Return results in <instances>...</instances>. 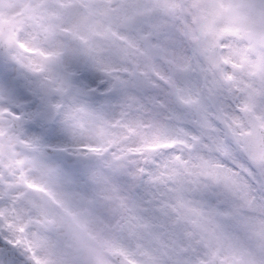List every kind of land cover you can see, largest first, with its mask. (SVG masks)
<instances>
[{
  "label": "rangeland",
  "instance_id": "374dc122",
  "mask_svg": "<svg viewBox=\"0 0 264 264\" xmlns=\"http://www.w3.org/2000/svg\"><path fill=\"white\" fill-rule=\"evenodd\" d=\"M76 1L80 0H4L3 4L7 16L24 11L21 18L30 20L31 31L34 28L48 33L49 29L58 30L69 22L72 30L78 33L83 30H78L80 22L73 20L82 15L75 5L72 8ZM106 1L107 5L115 2ZM93 2L97 0L90 3ZM57 4L60 10L56 12ZM118 5L133 17L130 27L135 34L130 43L119 45L116 42L114 33L118 25L113 23L114 29H103L106 41L104 54L100 55V48L92 37L100 39L103 30L98 27L102 26L92 24L93 34L86 35L88 47H93L91 52L86 49L88 68L94 72L95 80L99 75L105 80L100 96L88 102L73 103L68 122L40 127L41 132L33 131L35 137L51 133L50 140L41 142V146L63 147L79 155L67 168H60L47 158L55 169L51 184L58 198L64 200L74 215L41 201L37 203L46 209L47 216L26 201L13 207L10 202L0 200V239L5 232L11 237L16 228L26 226L24 243L30 244L37 257L52 264H94L97 260L99 264H111L105 254L114 251L136 264H173L174 250L193 245L187 242L191 240L189 236L194 225L184 218L173 199L175 193L170 189L175 185L168 179L167 165L177 157L181 163L192 162L197 155L215 158V154L204 147V141L193 139L202 135L196 123L198 78L177 68L173 80L176 87L185 89L177 95L172 88L173 80L168 79L170 75L163 65L164 60L157 58L156 69L147 85L143 88L134 85L129 77L130 70L142 71L143 45L146 39L159 42L153 26L162 17L155 10V0H123ZM89 21L85 17L86 29ZM107 24H111L110 21ZM17 37L20 36L16 33ZM26 37L29 36H23ZM13 56L17 58L14 59L15 68L9 71L16 73V64L22 60L14 50L11 58ZM22 77L26 80L15 77L22 87L12 85L10 88L0 77V119L6 117L5 109L21 113L19 105L33 115L38 111L39 97L45 95L49 87L59 90L51 78L47 84L43 83L45 89L38 88V83H42L32 77ZM130 90L131 96L126 95ZM59 91L63 93L64 88ZM61 93L58 97H63ZM157 123L168 128L177 141L176 147L170 154L162 150L137 152ZM93 148L100 150V155L91 152ZM101 155L104 161L98 165ZM188 198L200 199L198 196ZM222 199L214 198L213 206ZM53 218L55 223H49ZM9 224L13 227L9 228ZM185 233L188 235L182 237ZM16 250L19 252V248Z\"/></svg>",
  "mask_w": 264,
  "mask_h": 264
},
{
  "label": "snow or ice",
  "instance_id": "6c2138e0",
  "mask_svg": "<svg viewBox=\"0 0 264 264\" xmlns=\"http://www.w3.org/2000/svg\"><path fill=\"white\" fill-rule=\"evenodd\" d=\"M155 10L162 17L153 26L159 42L146 39L143 45L144 80H150L157 58L198 78L196 123L202 135L193 139L215 154L182 163L177 157L167 165L173 199L199 236L195 245L173 251V264H264V0H155ZM172 88L177 95L185 91L174 80ZM4 113L11 119L0 129V200L13 207L26 201L45 216L37 201L69 211L51 184L55 169L40 141L25 138L27 121L10 110ZM176 143L157 123L136 151L171 150ZM18 144L29 152L19 151ZM25 233L26 226L11 237L5 232L0 264H18L11 250L21 246L31 264H52L24 243Z\"/></svg>",
  "mask_w": 264,
  "mask_h": 264
},
{
  "label": "bare ground",
  "instance_id": "6f19581e",
  "mask_svg": "<svg viewBox=\"0 0 264 264\" xmlns=\"http://www.w3.org/2000/svg\"><path fill=\"white\" fill-rule=\"evenodd\" d=\"M25 111V108H22Z\"/></svg>",
  "mask_w": 264,
  "mask_h": 264
}]
</instances>
